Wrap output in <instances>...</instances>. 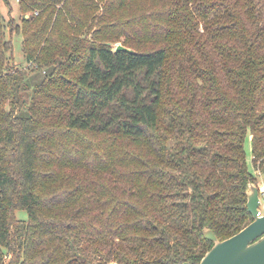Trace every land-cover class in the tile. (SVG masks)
<instances>
[{
    "label": "trees",
    "instance_id": "16d2710c",
    "mask_svg": "<svg viewBox=\"0 0 264 264\" xmlns=\"http://www.w3.org/2000/svg\"><path fill=\"white\" fill-rule=\"evenodd\" d=\"M19 4L0 9V264H200L206 227L253 221L264 0ZM7 29L46 73L29 104Z\"/></svg>",
    "mask_w": 264,
    "mask_h": 264
},
{
    "label": "water",
    "instance_id": "95a60500",
    "mask_svg": "<svg viewBox=\"0 0 264 264\" xmlns=\"http://www.w3.org/2000/svg\"><path fill=\"white\" fill-rule=\"evenodd\" d=\"M134 52L118 44L116 51ZM248 210L253 221L233 236L220 240L214 230L206 227L204 236L214 242L200 264H264V215L259 216L260 188L250 182L247 189Z\"/></svg>",
    "mask_w": 264,
    "mask_h": 264
},
{
    "label": "rangeland",
    "instance_id": "374dc122",
    "mask_svg": "<svg viewBox=\"0 0 264 264\" xmlns=\"http://www.w3.org/2000/svg\"><path fill=\"white\" fill-rule=\"evenodd\" d=\"M20 0H0V9L5 16V22L7 24H11L13 19L17 21L20 19L21 22V15H25L27 18H30L31 12H20ZM8 36L11 37L13 42V49L10 52L9 57L10 61L8 64H14L18 66L24 67V71L27 72V77L33 79L30 88L24 94L27 97V104H29L33 98V92L36 86L41 84V81L45 79L46 73L42 70L38 69L36 66L28 65L25 60V52L23 47V35L18 32H14L13 34L9 33V29H7ZM34 68L31 69V68ZM10 68H17L16 66H10ZM39 76V77H38ZM33 77V78H32ZM35 78L37 79L35 81ZM39 78V79H38ZM35 84V85H34ZM26 105V104H25ZM27 106H25L26 108ZM245 151H246V160L249 167V170L257 177L259 185H264V173H261L259 170L256 171L253 162V145H252V134L248 131L245 141ZM19 218L27 219L28 213L25 210H19L17 212ZM112 263V262H111Z\"/></svg>",
    "mask_w": 264,
    "mask_h": 264
},
{
    "label": "built area",
    "instance_id": "2783aa9c",
    "mask_svg": "<svg viewBox=\"0 0 264 264\" xmlns=\"http://www.w3.org/2000/svg\"><path fill=\"white\" fill-rule=\"evenodd\" d=\"M260 188V206H259V216L264 215V185H259ZM110 264H119L118 262H112Z\"/></svg>",
    "mask_w": 264,
    "mask_h": 264
}]
</instances>
